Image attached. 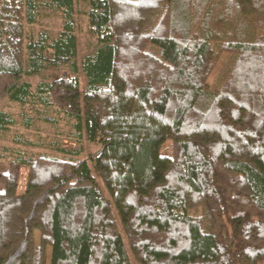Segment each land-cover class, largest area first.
I'll return each instance as SVG.
<instances>
[{"label": "trees", "instance_id": "obj_1", "mask_svg": "<svg viewBox=\"0 0 264 264\" xmlns=\"http://www.w3.org/2000/svg\"><path fill=\"white\" fill-rule=\"evenodd\" d=\"M5 99L26 129L64 119L101 150L0 146V264L264 259V0H0ZM17 123L0 107V138Z\"/></svg>", "mask_w": 264, "mask_h": 264}, {"label": "rangeland", "instance_id": "obj_2", "mask_svg": "<svg viewBox=\"0 0 264 264\" xmlns=\"http://www.w3.org/2000/svg\"><path fill=\"white\" fill-rule=\"evenodd\" d=\"M137 5H129V4H116V7L124 10H135L139 12H143L141 6L136 7ZM83 8V4H78V11L76 14L77 19V32L79 36L80 50L81 55L86 51L85 43L88 40L87 35V27H88V19L81 12ZM151 12V11H150ZM153 13V11H152ZM41 27H47L52 30L55 34L62 28V17L61 14L51 15L48 18L42 20L40 24L34 26V30L38 31ZM30 29V25L27 24V29ZM225 60V56H222L220 60L217 62L216 68L214 70L213 75L210 78V82L214 83L217 76L219 75V71L222 67V64ZM60 71L56 73L55 76H59ZM34 83L38 81V78L31 77ZM81 83L82 87L85 86L86 80L85 77L81 75ZM0 107H5L6 110L13 113L18 123L16 127L7 133L6 137L0 138V146L9 145V146H19L23 147L25 150L30 153H46L59 157H67V158H88L91 154H96L100 151V146L94 143L89 142L86 138H83L82 142H78L75 137V128L72 124L66 122L64 119L59 120L58 128L53 127L50 124H46L43 122H37L31 129H26L23 125L24 117L22 116V112L24 107L17 102L9 101L8 99L0 101ZM16 133H23L29 140L33 141L34 144L24 145L21 143H16L13 140V137ZM40 142L41 144H39ZM59 142V145L58 143ZM73 149H82V153L79 156H76L72 153H66L63 150H73ZM7 164L4 162H0V170L4 171L7 169ZM29 168L23 166L21 169L19 185H18V193H24L27 187ZM97 175V173H95ZM98 176V175H97ZM4 189V184L0 183V190ZM137 264V263H135ZM258 264H264V259L259 260Z\"/></svg>", "mask_w": 264, "mask_h": 264}, {"label": "water", "instance_id": "obj_3", "mask_svg": "<svg viewBox=\"0 0 264 264\" xmlns=\"http://www.w3.org/2000/svg\"><path fill=\"white\" fill-rule=\"evenodd\" d=\"M98 152H100V151H98ZM97 154V153H96Z\"/></svg>", "mask_w": 264, "mask_h": 264}]
</instances>
